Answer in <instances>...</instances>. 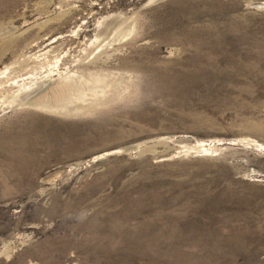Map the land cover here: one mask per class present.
I'll list each match as a JSON object with an SVG mask.
<instances>
[{
  "label": "rangeland",
  "instance_id": "1",
  "mask_svg": "<svg viewBox=\"0 0 264 264\" xmlns=\"http://www.w3.org/2000/svg\"><path fill=\"white\" fill-rule=\"evenodd\" d=\"M0 264H264V0H0Z\"/></svg>",
  "mask_w": 264,
  "mask_h": 264
},
{
  "label": "bare ground",
  "instance_id": "2",
  "mask_svg": "<svg viewBox=\"0 0 264 264\" xmlns=\"http://www.w3.org/2000/svg\"><path fill=\"white\" fill-rule=\"evenodd\" d=\"M63 79L64 78H62V80L60 79V81H58L57 83H52L51 80H48L40 84V88L38 89V91H36L38 92V94L32 95L27 100H25V102L31 106L41 107L42 109L50 111L58 110V106H64V108H66L68 106V102L74 96L75 88H73V84L69 81L62 83ZM48 88L49 90H51L52 88H55L57 90L55 96L44 100L41 99L42 95L49 91L47 90Z\"/></svg>",
  "mask_w": 264,
  "mask_h": 264
}]
</instances>
